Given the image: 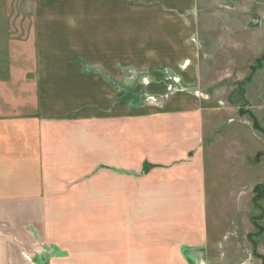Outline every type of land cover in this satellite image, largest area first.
I'll use <instances>...</instances> for the list:
<instances>
[{
	"label": "rangeland",
	"instance_id": "1",
	"mask_svg": "<svg viewBox=\"0 0 264 264\" xmlns=\"http://www.w3.org/2000/svg\"><path fill=\"white\" fill-rule=\"evenodd\" d=\"M186 95L211 113L210 227L217 217L235 255L261 264L264 0H0V117L105 115Z\"/></svg>",
	"mask_w": 264,
	"mask_h": 264
},
{
	"label": "crops",
	"instance_id": "2",
	"mask_svg": "<svg viewBox=\"0 0 264 264\" xmlns=\"http://www.w3.org/2000/svg\"><path fill=\"white\" fill-rule=\"evenodd\" d=\"M182 97L0 117V264H249L210 227L211 113Z\"/></svg>",
	"mask_w": 264,
	"mask_h": 264
},
{
	"label": "trees",
	"instance_id": "3",
	"mask_svg": "<svg viewBox=\"0 0 264 264\" xmlns=\"http://www.w3.org/2000/svg\"><path fill=\"white\" fill-rule=\"evenodd\" d=\"M254 128H257V129H259L260 128V125H259V123H258V121L256 120V119H254Z\"/></svg>",
	"mask_w": 264,
	"mask_h": 264
}]
</instances>
